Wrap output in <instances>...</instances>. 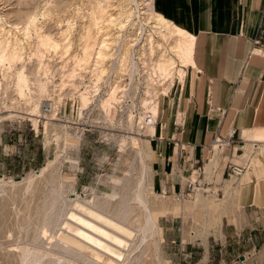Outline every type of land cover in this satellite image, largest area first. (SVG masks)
Segmentation results:
<instances>
[{"label":"rangeland","instance_id":"obj_1","mask_svg":"<svg viewBox=\"0 0 264 264\" xmlns=\"http://www.w3.org/2000/svg\"><path fill=\"white\" fill-rule=\"evenodd\" d=\"M137 3L0 0L3 24L15 33L7 50L15 37L22 41L18 63L0 66V264H28L29 253L33 264H264V232L236 234L222 225V213L232 211L226 196H205L201 189L190 195L157 190L156 130L145 120L158 114V100L189 65L174 51L176 37L162 34L150 3L141 24L134 23ZM15 24L29 25V35ZM47 34L62 43L58 50L41 52L40 38ZM137 46L141 55L131 58ZM100 50L106 56L98 59ZM84 56L87 60L79 62ZM164 57L176 60L171 76L157 68ZM48 104L50 112L43 113ZM261 152L250 168H264ZM144 170L145 199L156 229L140 243L146 210L134 197ZM228 187L231 194L237 190ZM76 199L87 205L95 200L107 217L127 215L130 237L83 213L129 242L122 249L124 261L105 253L97 262L61 241L58 234L71 219L68 210L78 211Z\"/></svg>","mask_w":264,"mask_h":264},{"label":"crops","instance_id":"obj_2","mask_svg":"<svg viewBox=\"0 0 264 264\" xmlns=\"http://www.w3.org/2000/svg\"><path fill=\"white\" fill-rule=\"evenodd\" d=\"M151 6L193 36L192 64L158 100L157 190L182 195L197 181L232 203L223 226L262 233L264 168L250 162L264 151V0H152ZM231 129V142L218 149L215 138ZM230 164L246 169L227 174ZM230 185L237 187L232 194Z\"/></svg>","mask_w":264,"mask_h":264},{"label":"bare ground","instance_id":"obj_3","mask_svg":"<svg viewBox=\"0 0 264 264\" xmlns=\"http://www.w3.org/2000/svg\"><path fill=\"white\" fill-rule=\"evenodd\" d=\"M134 1H136V0H134ZM146 12L147 11H144L143 14H146ZM148 14L149 13H147V15ZM5 19H3V17L0 16V23H1L0 34L3 35V37H2L3 41L2 42H3V47H4L3 52H0V66H3L5 63H8V62L10 64V66H13V64H16V62L18 63V59L21 55L22 47H20V45H21L22 41L19 38L15 37V42H13L14 45L12 46L11 51L7 50V46L10 45V43H9L10 38L9 37L13 33L11 32L10 29L6 28L8 26L7 24H5V25H7L6 27L3 24ZM35 20H36V17H34L31 21L34 23ZM32 22H30V23H32ZM156 22H157V25H159L160 30L162 31V34L164 31H167L168 34H172L176 37V40H175L176 44L173 46V48H174L176 55L181 59V62L185 65L192 64L193 36H191L187 31H185L181 27L171 24L169 21H167L163 16H161L159 14L157 15ZM9 23H10V21H9ZM11 25H12V23H11ZM15 28L18 29V31H21L22 29H24L27 34L29 32V25L20 26L18 24H15ZM156 28H157V26H156ZM131 36L130 35L128 36L129 39L127 41H128V44L133 45V43H132L133 38H131ZM90 37H91V35H90ZM152 39H153V37L151 35L149 38L150 47H151V41L150 40H152ZM103 42L106 43L105 41H103ZM64 43H65V41H64ZM61 46H62L61 42L57 41L54 37L47 34V35L42 36L40 38V42H39L38 47L41 50V52L44 51V53H45L46 50L47 51L58 50L57 48H59ZM159 46H160V44L158 45V47ZM154 47H155V45H153V50H154ZM101 48L102 49L105 48V44H104V46H102V44H101ZM39 54L43 55L42 53H40V51H39ZM97 54H98V56H97L98 59L106 56V53L104 51H101V50L98 51ZM165 57L158 60L157 68L163 76L167 77V75H170V76H171V74L173 75L172 69L176 66V60L173 59L172 57H168V59H166ZM86 58H88V57H86V56L79 57V62H81V63L85 62L87 60ZM133 65H134V63H133ZM182 71H183V74L181 76V81L183 80V76L185 73V70L182 69ZM24 76H26V75H24ZM26 80L29 82L28 79H26ZM28 82H27V84H28ZM113 92H115V91H113ZM112 95H113V93H112ZM111 98H113V97H111ZM158 110L159 109L156 108L157 113H158ZM157 117H158V114H156V116H154V117L151 116L150 118L145 120L146 124L152 126L151 130L153 132H155V130H156L155 121L158 119ZM142 122L144 123L143 117L141 118L140 123H139L140 128L144 127V126H142V124H143ZM133 124H134V122H133ZM160 127L162 129L163 125L161 124ZM134 139L136 140V138H134ZM141 156H142V152H141ZM255 157L258 158L257 155ZM258 160H259V158H258ZM145 170H144V175H143L142 179L140 180V183L138 184V188L135 192V197H134V200L141 205V208H144L146 210L145 222L143 223L144 225L140 229L142 231V236H141L142 241L140 243H143L146 240V236L149 232H151L154 228L156 229V224L153 221L154 219H152L153 217H151V215H150L151 211H149V209H148L146 199H145V194H144L145 175H146ZM232 177H235V176H232ZM86 201H87V199H86ZM83 202L80 201L79 199H76V201H75L74 207H76L75 209H77L79 212L73 211V209H71V212H69L70 209L68 210V213H69L68 215L74 221V223H73V221L72 222L70 221L71 219L69 221L68 220L64 221L63 230L59 234L57 233L59 235V237L61 238V241L62 242L64 241L67 243V245L74 247L76 250L79 251V253H81V255L83 254L85 256H88L89 258H91L97 262L104 261L103 255H105V253L108 254V256L111 255L117 261H124L125 255H124V252L122 249L127 248L129 246V242L127 240H125V238H123V236L119 235L115 231L108 229L106 226L102 225L101 223H98L95 220H91V219L85 217V215H83V213L87 214V215H91L93 218L97 219V221L100 220L101 222L105 223L106 225L112 227L114 230L121 232L124 235H128V237H130V236H132L133 233L130 232V229H128L126 227L127 226L126 223H124L125 217H127L126 214L129 212V210H128V212H126V214L123 213L126 215L125 217H119V218L118 217L117 218L107 217L106 215L101 213L100 210H98V208L96 206L98 204H96L95 200L90 201L89 202L90 204H88V205L83 203ZM126 207H127V205L125 206V208ZM100 208L101 207H99V209ZM119 216H121V215H119ZM85 228H88V229H85ZM88 230H90V231H88ZM69 248H67V249H69ZM137 249H138V247H137ZM71 251H72V249H71ZM73 251H75V250L73 249ZM27 253H29V252H27ZM31 256L32 255H30V253H29V255H26V259H28V261H29L28 264L32 263L31 260H29V258L31 259Z\"/></svg>","mask_w":264,"mask_h":264},{"label":"built area","instance_id":"obj_4","mask_svg":"<svg viewBox=\"0 0 264 264\" xmlns=\"http://www.w3.org/2000/svg\"><path fill=\"white\" fill-rule=\"evenodd\" d=\"M149 3L152 4V0H138V7L140 9V12H139L140 14L134 16V20H135L134 23L136 25L137 24H141L142 19H143L142 15H144L143 14L144 11L147 10ZM134 7H135V5H134ZM139 55H141V52L139 51L138 46H137L134 51L133 50L131 51L130 57L132 58V57H136V56H139ZM128 68H131V62L128 63ZM42 111H43V113L50 112V105L48 104V105L43 106ZM155 123H156V121H155ZM235 132H236L235 129H231L227 136L222 137V138H220V137L215 138L214 145H216L218 149H221L224 146H227L231 142V139L234 137ZM245 169H246L245 166H239V165L230 164V165L227 166V174L230 173L232 175H239ZM197 170H198L199 173H202L203 172V166L199 165L197 167ZM196 189H201L202 194H205V196H216V197H219V193L218 192L212 191L206 185L205 186L204 185H200L197 181L196 182H189V184L187 186V191L189 193L187 195H190L191 193H196Z\"/></svg>","mask_w":264,"mask_h":264}]
</instances>
